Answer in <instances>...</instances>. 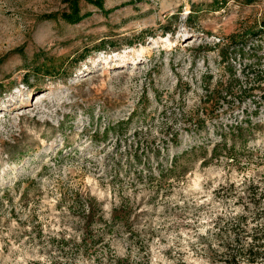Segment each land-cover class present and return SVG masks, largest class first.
I'll list each match as a JSON object with an SVG mask.
<instances>
[{
    "label": "rangeland",
    "instance_id": "obj_1",
    "mask_svg": "<svg viewBox=\"0 0 264 264\" xmlns=\"http://www.w3.org/2000/svg\"><path fill=\"white\" fill-rule=\"evenodd\" d=\"M239 216L264 222V0H0V264H215Z\"/></svg>",
    "mask_w": 264,
    "mask_h": 264
},
{
    "label": "trees",
    "instance_id": "obj_2",
    "mask_svg": "<svg viewBox=\"0 0 264 264\" xmlns=\"http://www.w3.org/2000/svg\"><path fill=\"white\" fill-rule=\"evenodd\" d=\"M256 1L259 0H244V3L249 5ZM242 85V82L236 78L229 80L224 90L226 96L230 97L234 93H239L240 96L245 95L248 89ZM235 127H238V124ZM244 222L245 217L239 216L234 225L229 222L220 228V235L227 233L229 235L225 238L221 236L217 238L219 240L217 249L211 248L208 243L207 248L213 254L215 264H264V222L254 230L258 233L251 235L249 239L247 235L242 236L247 232ZM231 234L233 237L230 236Z\"/></svg>",
    "mask_w": 264,
    "mask_h": 264
}]
</instances>
